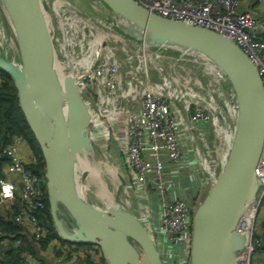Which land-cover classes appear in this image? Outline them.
Wrapping results in <instances>:
<instances>
[{"label":"built area","instance_id":"2783aa9c","mask_svg":"<svg viewBox=\"0 0 264 264\" xmlns=\"http://www.w3.org/2000/svg\"><path fill=\"white\" fill-rule=\"evenodd\" d=\"M92 1L101 9L108 8L102 0ZM137 2L150 12L210 29L228 39L253 62L264 86V14L261 13L264 0ZM108 11L114 22L124 25L122 28L129 32L127 24L131 22ZM80 20L81 24L75 21L73 28L54 30V37L50 36L59 42L61 60L57 62L58 70L61 74L74 75L89 111L90 122L93 112L95 116H102L101 122L111 141L107 142V149L111 152L117 148L130 175L126 203L138 212L135 217L151 238L161 263L192 264V227L196 210L204 199L199 201L200 204L196 202L198 198H205L207 186L224 166L233 142L232 139L227 148L219 134L217 141L220 144L217 145L219 150L215 160L206 139L209 134H204L214 129L217 119L215 94L230 84L229 79L216 61L197 54L196 64L202 70V84L206 87V94L213 96L210 99L193 91L187 123H183L178 117L177 100H174L172 91H160L158 87L151 86V81L144 80L153 72L149 62L156 61L160 56H169L158 49L163 45L152 48L146 44L142 46L136 39L125 38L104 20L97 26L87 25L85 30L86 26ZM195 53L190 47L181 46L177 58L186 60L185 56ZM169 59L172 63L178 60ZM136 60L140 68H134ZM126 66L127 75L122 76V69ZM2 71L0 68V74ZM172 80L173 77L168 82ZM173 83L182 84L180 79ZM136 84H142L144 89L137 92ZM179 92L177 90V94ZM191 131L194 136L189 135ZM95 147L94 143L92 151L84 149L87 152L80 153L87 158L84 162L90 167L97 160ZM2 152L8 161L0 168V203L7 200L12 205L11 212L3 218L16 221L22 230L29 229L31 239L43 255L48 250L54 253L59 250L66 255L60 259L65 263L70 259L71 262L79 260V264H89L84 261L87 255L84 251L70 250L65 245H58L55 249L49 247L52 241L48 246L38 245L46 234L45 216L41 211L45 206V175L34 169L39 162H43L41 154H37L27 139L18 133L6 135ZM76 161L77 176L79 167ZM88 170L83 163L79 180H83ZM255 174V194L246 204L235 229L237 264H264V146ZM5 176L15 177L21 183L19 192L2 191ZM249 210H252L250 215ZM13 244H19V241L15 240ZM31 258V254L23 252L17 264H32ZM95 258V264H108L101 250ZM34 264L44 263L37 260Z\"/></svg>","mask_w":264,"mask_h":264},{"label":"water","instance_id":"95a60500","mask_svg":"<svg viewBox=\"0 0 264 264\" xmlns=\"http://www.w3.org/2000/svg\"><path fill=\"white\" fill-rule=\"evenodd\" d=\"M2 1L14 20L20 62L0 57V68L14 82L42 156L58 234L72 243L97 246L108 264H162L151 238L132 213L94 205L76 192L71 180L76 176V158L94 145L87 135L89 111L74 75L58 70L41 0ZM102 1L136 27H144L153 44L167 43L180 50L190 47L216 61L227 75L237 102L236 131L226 162L195 213L192 264H237L235 228L255 194V170L264 146V86L255 65L239 47L210 29L155 14L137 0ZM41 112L50 115V133L41 123ZM71 159L72 167L67 162ZM54 202L61 203L75 221L73 232L66 231ZM203 215H208L206 221ZM123 233L139 245L142 258Z\"/></svg>","mask_w":264,"mask_h":264},{"label":"crops","instance_id":"0c3cea01","mask_svg":"<svg viewBox=\"0 0 264 264\" xmlns=\"http://www.w3.org/2000/svg\"><path fill=\"white\" fill-rule=\"evenodd\" d=\"M41 3L43 6L45 15H46L48 25H49V23L50 24L52 23L53 19H55L54 30L59 29V30L67 31L70 28H73L75 21H76V24H80L79 19L81 17H82V20L85 19V21H83L84 26H86L85 30H87V25L97 26V24L102 20L106 21L108 24H111L112 26H116V23L114 22L112 16L110 15V13L108 11L110 9L106 8V7L101 9L92 0H41ZM74 5L80 10L83 9V10H81V15L76 16V20H75L73 18V15L72 14L69 15V13H68L67 15H65L66 17H64L62 19V17H61L62 13H65L67 11V9H69L68 7L75 8ZM75 11H76V8H75ZM261 13L264 14V7L262 8ZM55 16H57L58 18H55ZM59 20H61V21H59ZM52 30H53V28L50 29L51 32H52ZM15 43H16L17 48H18V43L17 42H15ZM165 47L166 48H164L163 50H167V53L169 56H167V55H164V57L160 56L156 60L157 62L155 60H153L152 62H149V66L153 72L151 71L152 72L151 76H148V78H145L144 80L151 81L152 82L151 86H153L156 89L159 88V90L163 91V92H168L170 90V88L168 86L171 84L175 86L176 90H179V91L185 90L184 85L186 86V84L183 85V82H181L182 84H178V85L173 83L174 79L171 81V83L168 82L171 80V77L174 74V75H177V77H176L177 81L179 79L181 80V78H183L184 80L188 79L187 91L189 92V94H190V92L192 93L193 91H195V92H198L199 94L203 95L204 97L206 95L207 98L212 99L213 95H207L206 91H205L206 87L202 84L203 83V81H202L203 76H202L201 67L198 65V67L200 68V71H199V70L194 69L190 65L184 66V63H185L184 61H186V60H184L182 58H177L178 57L177 55L173 56L170 54V53L180 54V49L176 48V47H171L168 45H166ZM18 52H19V48H18ZM169 58H175L178 60H177V62L172 63L170 61L171 59H169ZM175 59H173V60H175ZM180 63L182 65H180ZM134 68H140V63L138 62V60H136ZM127 70H128L127 66L122 69V76L127 75ZM125 85H127V83H125ZM136 85H137L136 86L137 92L144 89L143 88L144 86H142V84H136ZM225 86H226V88H223V91L217 90L218 93L215 94V114H216L217 118L219 119V121L221 122V123H219V126L222 129H225V130H223V132L219 131V133L222 135V138H224L225 146L228 148L230 141L233 139V136L235 135L238 109H237V102H236V98H235L234 91H233L232 87L230 86V84L229 85L226 84ZM179 87H181V88H179ZM177 95H179V94H177ZM187 97H189V95ZM174 100L175 101L177 100L176 106H177V110H178L179 119L183 123H187L186 117L188 115L187 112L190 111V99L188 98L186 100L184 98V96L180 95V97L178 99L176 97H174ZM104 128H106V127H104ZM102 132L106 133V129L102 130ZM103 137H105V139L108 140L109 143H111L110 137L107 133ZM94 150H95L96 156H97L96 162H99L100 164H101V162L103 163V161L109 163V161L111 159L113 160L115 157V155H114L115 151H114V153H113V151L109 152L106 144H105V146L99 147V148H97V146H96ZM99 151L103 154V156H99L100 155ZM118 153L119 152H116V156H118ZM119 155H120V153H119ZM120 159H121V157H120ZM121 164L122 165L119 169L121 171L119 172V174H117L116 178H118L121 182H122V179L124 178L125 183L123 184V182H122L121 188L116 194H112V195L108 196L107 192H106V194L100 195V198H102L103 196L107 197L108 198V205L110 206L108 209H112V203L110 200L111 199L110 196H113V198L115 199V204L118 203V197L122 196V199H124V202H125L127 210H128L127 212H130L134 216L137 217L138 212L134 208L128 206L126 203V199H127L128 193H129L130 175L128 177H125L124 171H126L128 169L126 168L123 161H121ZM101 168H102V166H101ZM1 176L2 175H0V177ZM211 181L209 183H211ZM80 184H81V180H80ZM20 188H21V183L15 177H6V176L3 177V180H2V191L3 192L6 190H11V191H15V193H16V192L20 191ZM207 192H208V190L206 191V194H207ZM102 193H104V192H102ZM54 205L56 206L57 215L59 216V219H60L61 223L64 225L66 231L67 232H73V229L76 226L75 221L71 218V216L67 212L60 210L58 208V206L55 204V202H54ZM94 205H97V204H94ZM97 206H99V205H97ZM11 207H12V205L9 201L2 200L0 203V217L6 216L7 214H9L12 210ZM100 207H102V206H100ZM105 208H107V207H105ZM115 209H118V208L116 207ZM50 213L52 216L51 205H50ZM54 225H55V223H54ZM55 230H56L57 236H58L59 234H58L56 225H55ZM21 232H22V234H24L26 236L27 239H29V242H30L31 241L30 230L29 229L21 230ZM59 236H58V239H55V240L53 239V240L49 241V243L52 241L49 247L56 249V248H58V245L60 246L63 244V242L60 240L61 237L59 238ZM61 239L64 240L63 238H61ZM64 241H66V240H64ZM49 243L47 244V246L49 245ZM9 244H10V242H9V240H7L4 245H5V247H7V245H9ZM33 251H34V253L32 254V258H31L32 264L36 263L38 259H42L44 264H79V260L71 262L72 260L68 259L66 263H65V261L60 260L62 257L64 258V256H66V255L65 254L63 255L62 252H60L59 250H57L56 253L48 250L43 255L41 253V251L38 249V246L35 244L33 247ZM46 254H48V255H46Z\"/></svg>","mask_w":264,"mask_h":264},{"label":"rangeland","instance_id":"374dc122","mask_svg":"<svg viewBox=\"0 0 264 264\" xmlns=\"http://www.w3.org/2000/svg\"><path fill=\"white\" fill-rule=\"evenodd\" d=\"M68 8L69 9H67V11L65 13H62V15H61L62 19L64 17H66L65 15L67 14V12L70 13V11H72L73 18L76 20V16H80L81 10H83V9H81V10L78 9L76 6H75V8L77 11H75V8H72V7H68ZM6 10L7 9L4 5V2L2 0H0V57L4 58L6 60H9V61H13V62L18 63V62H20V57H19L17 45L15 43V42H17V34H16L15 27L12 23L11 17L9 16V14ZM55 18H58V17L55 16ZM80 19H81L80 20L81 22L85 21V19L82 20V17ZM59 21H61V20H59ZM54 24H55V19L52 20L51 24L49 23V25H48V23H47V29L49 30V37L51 35L54 37V28H55ZM116 25L118 27L113 26V28L118 33H121L122 35H124L125 38L136 39L139 43H141L142 46L147 45V47H149V48L158 46V44H153L150 41L148 31L144 27L143 28L141 26L135 27V28H132V30H129V32H127L126 30L123 29L124 25H122L120 23H116ZM52 28H53V31L51 32L50 29H52ZM58 31H59V29L55 30V32H58ZM130 32H132V33H130ZM50 40H51V47H52L53 55L55 58V62L57 63L58 61L61 60L59 58V52H58L59 42L52 39V37H50ZM162 45L163 46H161L158 49L163 51L165 54H168L167 50H163L164 48H166L164 45H167V44L163 43ZM170 54L171 55H178V54H172V53H170ZM185 58H186V61H184L185 62L184 66L190 65L194 69L200 71L198 64H196V62H198V58H197L196 53L194 55H191V56L187 55V56H185ZM180 65H182V64L180 63ZM172 77L174 80L177 79L176 78L177 75L173 74ZM187 81H188V79L184 80L183 78H181V80H180V82H183L184 84H186V87H187ZM168 87L172 91L173 97H180V95H182V96H184V98L186 100L188 98L191 99V97H192V93L190 92V94H189V92L187 91L185 86H184L185 90L180 91L178 96L176 93L177 90H176L174 85L171 84ZM179 88H181V87H179ZM188 95H189V97H187ZM93 114L94 115L91 116V126H93V128L90 126L87 129V135L89 137H91L93 142H95L97 148H99V147L105 146V144H107L108 140H106L105 137H103L104 135H106V133L102 132V130L105 129L103 127L102 122H101L102 116H95L96 115L95 112H93ZM39 117H40L41 123L43 124L45 131H48L49 126L51 124L50 115L48 113L44 112V113H42V115H39ZM216 122H217V129L215 130V132L214 131L208 132L209 136L208 135L206 136L207 143L211 147V148H209V150L212 151L211 156L215 160L217 159L216 156H217L218 150H219V147L217 145L220 144V141H217V138L219 136V131L223 132V130H225L219 126V119L218 118L216 119ZM189 135L194 136L192 131ZM214 136H215V138H214ZM215 139H216V141H215ZM116 149H112L113 153L115 151V154H114L115 157L113 160L111 159L109 161V163L103 161V163L101 162V164L99 162H96L93 166L89 167V168H91L92 172H91V170H88L89 172L85 173L83 180H81L82 193L85 196V198L89 202H91L93 204H97V205L102 206L104 208L110 207L108 205V198L105 196L100 198V195L106 194V192H107L108 196L112 195V194H116L120 190L122 182H123V184L125 183L124 178L122 179V182L118 178H116L117 174H119V172L121 171L119 169L122 165L119 153H118V156H116V152H118ZM99 153H100L99 156H103V154L100 151H99ZM82 155H84V154H79L77 157L76 166L79 168H77V171H78L77 174L78 175L75 176L76 179L77 178L79 179V173L83 167L84 161H86V159H87L85 156H82ZM101 166H102V168H101ZM87 167H88V165H87ZM124 174H125V177H128L129 176L128 170L124 171ZM215 178H216V176L212 179L211 183L207 187V190L209 189V187L211 186V184L213 183ZM102 192H104V193H102ZM110 198H111L110 200L112 203V208L117 207L119 210L128 211L126 204L124 202V199H122V196L118 197V203L117 204H115V199L113 198V196H110ZM203 199H204V197L198 198V201L196 203H198L199 201L201 202ZM200 202H199V204H200ZM55 204L58 206V208L60 210H63L64 212H66L65 208L63 207V205L61 203L55 202ZM193 215L194 214L192 212V217H193ZM192 232H193V227H192ZM125 237H129V236H127L125 233H123V238H125ZM133 243L137 244L134 240H133ZM104 260H105V262L108 263L106 257L104 258Z\"/></svg>","mask_w":264,"mask_h":264},{"label":"trees","instance_id":"16d2710c","mask_svg":"<svg viewBox=\"0 0 264 264\" xmlns=\"http://www.w3.org/2000/svg\"><path fill=\"white\" fill-rule=\"evenodd\" d=\"M0 168L7 163L8 159L6 155L2 152V146L6 143V135L9 133H18L24 136L33 150L40 155L39 148L37 146V142L31 133L29 126L25 120L24 113L21 109L19 99L17 96L16 87L12 78L4 71L0 74ZM35 171H37L40 175L44 176V164L43 162H39L36 166H34ZM45 178V177H44ZM43 178V179H44ZM45 182V181H44ZM45 190V198L44 203L45 206L41 210L43 216H45V225H46V234L43 238L39 240L38 245L41 247L46 246L50 240L58 239L57 232L55 230V225L53 222V217L50 213V205L51 199L49 198L46 187L44 183ZM264 228V225H263ZM22 228L19 223L10 219L0 217V264H12L11 262L15 261L18 263L20 255L23 252H27L28 254H33V247L35 245L34 241L26 238L24 234L21 232ZM60 238V236H59ZM127 242L131 245L135 254L138 257H143V252L139 245L134 244L131 237H126ZM9 240L10 247H5V242ZM15 240L19 241V244H13ZM63 246L70 250L76 251H84L87 253L84 258L86 263L95 264L97 260L95 256L100 252V250L93 244L87 243H72L69 241H64ZM32 242V243H31ZM34 243V244H33ZM62 250V249H61ZM92 254V255H91ZM101 262L104 260L100 259ZM39 262L43 263L42 259H38Z\"/></svg>","mask_w":264,"mask_h":264},{"label":"bare ground","instance_id":"6f19581e","mask_svg":"<svg viewBox=\"0 0 264 264\" xmlns=\"http://www.w3.org/2000/svg\"><path fill=\"white\" fill-rule=\"evenodd\" d=\"M12 23H13V25H14V27H15V24H14V20H13V18H12ZM137 25L135 24V25H133L132 23H128L127 24V29L128 30H132V28H134V27H136ZM16 30V29H15ZM52 125V124H51ZM51 125L49 126V129H48V131H47V133H50V131H51ZM217 129V122L215 121V125H214V129H212V131H206V132H204V134H208V132H215V130ZM220 134V133H219ZM90 147H92V150H93V147H94V145L93 146H90ZM86 149H88L89 151H92V150H90L88 147L86 148ZM84 152H87L86 150L84 151ZM68 162V164L72 167V159L71 160H69V161H67ZM88 164H87V162H84V167H86ZM90 166L88 165V168H89ZM89 170H91V168H89ZM91 172H92V170H91ZM76 174V173H75ZM71 175H72V171H71ZM70 175V176H71ZM71 180H72V184H73V186H74V188H75V190H76V192L79 194V195H81L82 194V191H81V189H82V187H81V184H80V180L77 178L76 179V177H75V175L73 174V177L71 176ZM250 214H252V210H249V212H248V215H250ZM208 215H203V221H206L207 220V217ZM239 221V220H238ZM238 223V222H237ZM236 229V228H235Z\"/></svg>","mask_w":264,"mask_h":264}]
</instances>
